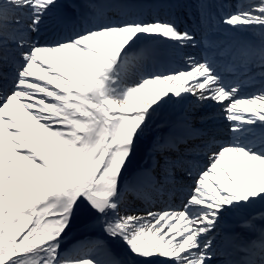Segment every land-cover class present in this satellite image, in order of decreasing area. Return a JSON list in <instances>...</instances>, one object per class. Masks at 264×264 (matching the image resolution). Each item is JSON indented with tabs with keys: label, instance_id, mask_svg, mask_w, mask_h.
I'll use <instances>...</instances> for the list:
<instances>
[{
	"label": "snow or ice",
	"instance_id": "6c2138e0",
	"mask_svg": "<svg viewBox=\"0 0 264 264\" xmlns=\"http://www.w3.org/2000/svg\"><path fill=\"white\" fill-rule=\"evenodd\" d=\"M104 7L0 0V264H218L239 253L221 264H264V0H201L197 29L152 11L179 12V0ZM197 30L225 39L201 54ZM158 47L182 52L183 66L148 68ZM230 51L245 58L233 78L217 59ZM177 105L180 124L161 135ZM146 187L179 202L141 215ZM234 217L245 231L225 253L217 233ZM74 229L92 236L65 255Z\"/></svg>",
	"mask_w": 264,
	"mask_h": 264
},
{
	"label": "bare ground",
	"instance_id": "6f19581e",
	"mask_svg": "<svg viewBox=\"0 0 264 264\" xmlns=\"http://www.w3.org/2000/svg\"><path fill=\"white\" fill-rule=\"evenodd\" d=\"M100 1H102L103 5H107L108 3L110 5V4L114 3V1H112V0H100ZM161 1H162V4H167V3L174 2V0H138V2H142V3H145V4H157V5L161 4ZM199 1L200 0H179L180 3L187 5V7L191 11L197 10V8L195 6L197 4H199ZM212 1H219V0H212ZM227 1H229V0H227ZM61 2L63 3L64 0H61ZM75 2L78 3V4L81 2L84 5L88 4L87 0H75ZM231 3H232V1H231ZM112 9L115 11L114 8H112ZM114 11H112V12H114ZM145 11H146V15H147V11L148 10L146 9ZM152 11L154 13H159L162 16V18H165V19L171 18V15H169V17H167L165 15V13H169V14L171 13V10L168 9L167 7L163 8V9L156 8V9H153ZM167 11H169V12H167ZM180 22H181V20H179V23ZM218 34L221 35L223 33L219 32ZM243 39L251 41L257 47L260 44V40H259L258 36L257 37L245 36ZM210 40H212V41H216L217 40V42H220V41H218L216 36H214ZM159 48H162V47H158L157 49H159ZM189 51H191V50H189ZM168 53L172 54L175 57H182L183 56L182 52H177V53L174 52L173 53V52H171V50H169ZM240 56L242 57V60L245 61V58L243 57V55H240ZM155 61L156 60H154V59L150 60V58H149L148 61H146V66L150 62H152L154 64ZM252 67H254V65ZM209 111H212V110H209ZM183 113H184V107H182V106L177 105V106H173V107L168 108L165 111V113L163 114V117L161 118L162 119V123H164L167 126L158 129V132L161 135L167 134L171 130V126L172 125L180 124V122H181L180 118L182 117ZM214 114H215V120H214V123H213L214 131L218 130V129H225L223 127V124L226 123V121L223 120L222 116L219 115L218 111H216ZM192 127L194 129H199V128H203L204 126L199 121H195V122H193ZM195 138H197V136L193 135V137L191 139H189L188 143L193 141ZM139 163H140V165L142 167H145V168L151 167V161L141 160ZM157 178L160 179V176L158 174H157ZM140 199H141L140 201L144 202L143 203L144 207L142 208L141 211L138 212L141 215H144L146 213V210L149 209V208H153V206H157L159 208L167 207V206L163 205V203H165L166 201H168L169 203H178L179 202L178 198L177 199L171 198L168 195L167 190L157 191L156 189L151 188V187H146L144 189L143 196ZM257 210H264V206L257 205ZM222 224H225V226L223 227ZM222 224H221V227H220V229L218 230V233H217L216 243H217L219 249H221L222 251L226 252V250L228 248L232 247L230 245L231 244L230 238L232 236H234V235L236 236V235L244 232L245 230L240 225L239 217H234V218H232L231 220H229L227 222H223ZM255 225H256L257 228H259L261 226H264V222H262L259 218H257V220L255 221ZM236 226H237L238 230L236 231L237 233L234 234V231L236 230ZM220 234L227 240L226 244L222 243V239H218ZM90 236H92V235H89L88 237H90ZM247 236L250 239H256L257 236H258V233H256V232H248ZM237 243H238V241H237ZM79 246H80V244L77 245V247L75 245L72 248L73 251L78 249ZM68 249L69 248H67L66 250H68ZM232 250H233V248H232Z\"/></svg>",
	"mask_w": 264,
	"mask_h": 264
},
{
	"label": "rangeland",
	"instance_id": "374dc122",
	"mask_svg": "<svg viewBox=\"0 0 264 264\" xmlns=\"http://www.w3.org/2000/svg\"><path fill=\"white\" fill-rule=\"evenodd\" d=\"M237 2H239V0H237ZM219 135H226V133H219ZM154 208V211H157ZM92 235V233L89 232H85L82 229H74L72 232L69 233V235L65 238L63 243V253L65 255L72 253V251H70L72 248H69L68 250H66L68 247H72L74 244H76L78 241H81L83 239H86L87 236ZM220 239H222V236L219 237ZM86 242V241H84Z\"/></svg>",
	"mask_w": 264,
	"mask_h": 264
}]
</instances>
